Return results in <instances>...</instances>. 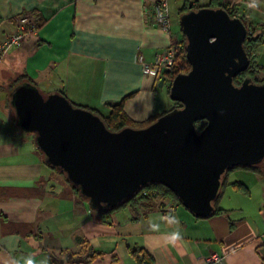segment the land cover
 <instances>
[{
    "label": "crops",
    "instance_id": "obj_1",
    "mask_svg": "<svg viewBox=\"0 0 264 264\" xmlns=\"http://www.w3.org/2000/svg\"><path fill=\"white\" fill-rule=\"evenodd\" d=\"M154 1L0 0V43L23 14L41 21L19 47L0 56V264L28 255L37 261L48 257L49 264H141L130 252L136 248L152 264H200L209 252L221 254L223 264L264 263V173L229 172L218 212L209 218H195L158 196L99 213L45 165L33 136L16 127L12 109L5 107L10 81L27 75L42 93L61 92L104 116L106 103L122 101L135 125L172 109L166 83L158 88L159 79L144 74L136 57L150 63L171 41H180L178 17L185 0H166L168 33L146 19ZM216 1L238 3L251 25L255 18L264 26V0L255 10L246 7L248 0ZM190 2L202 7L210 0ZM169 212L184 237L175 246L164 245L159 236L177 225L161 223L160 233L148 228V218L159 222Z\"/></svg>",
    "mask_w": 264,
    "mask_h": 264
},
{
    "label": "water",
    "instance_id": "obj_2",
    "mask_svg": "<svg viewBox=\"0 0 264 264\" xmlns=\"http://www.w3.org/2000/svg\"><path fill=\"white\" fill-rule=\"evenodd\" d=\"M178 23L189 69L165 89L180 106L147 126L110 131L99 115L29 82L8 94L16 127L34 135L44 163L96 212L116 209L142 188L160 184L193 217L209 218L225 174L264 163V80L233 84L249 65L244 23L208 6L190 7ZM164 83L162 76L157 87ZM200 121L206 124L198 130Z\"/></svg>",
    "mask_w": 264,
    "mask_h": 264
},
{
    "label": "trees",
    "instance_id": "obj_3",
    "mask_svg": "<svg viewBox=\"0 0 264 264\" xmlns=\"http://www.w3.org/2000/svg\"><path fill=\"white\" fill-rule=\"evenodd\" d=\"M193 5L194 4H192L190 2V0H185V4L182 7V9L180 10V14L189 11V8L190 7H191V9H197L198 8L197 6L195 7ZM238 5H239L238 3H234L232 5L218 4L216 0H210V3L208 5V7H211V8L221 7V8H223L228 13V15L230 17H237V13L239 12V9H238L239 6ZM23 16H27V14H23ZM28 17L30 18L29 15H28ZM239 18L244 23L245 28H246V32H247L246 37H245L244 42H243V47H244V50H245V52H246V54L248 56L249 65H248V67H247V69L245 71H243L242 73L238 74L233 79V84L235 86L240 85L244 78H250L251 81L254 82V83H261L264 80V78L261 79V80H257L255 77L250 76V74H252V72H253V70L251 68V65H252V57H251V54H253L254 52H257L258 48L263 45L264 41L262 39H260L259 37H254L252 35V32L251 31L254 30V29H257V27L251 25L247 21L248 19H245L244 17H239ZM32 20L35 21L37 28H38V26L41 25V21L37 17H36V19L34 18ZM185 42H186L185 41V37H184V35L181 32V39L179 41L181 53L183 55V57L181 59V62L184 63V64H186V70L181 69V71H175L174 73H172L171 75H169L170 80L168 81V83H166V85H168L170 83V81L174 78V76L176 74H178L180 72H187L188 69H189V65H188V62H187L186 57H185V50H184ZM22 82H29V83H32L33 85H35L28 78L27 75H20V76H17L15 79H12L10 81V83L8 84V86L6 87V91H7L6 102H7V105H8V94H9V92L17 84H20ZM166 91H167V94H168V88L166 89ZM59 93H61V92H59ZM62 95H64V94H62ZM173 103H175V102H173ZM72 104L74 106H78V107H81V108L90 110L93 113L99 115V117L103 120L106 128L108 130H110V131H118V130L124 128V127L141 128V127L147 126L148 124L152 123L154 120H156L159 116H161L163 114V113H161V114L155 115L154 117H152L150 120H148L146 123H144L142 125H135V124H132L129 121V119L127 118V116L125 115V113L123 111V107H122V101H120L118 103H110V102L106 103V106L109 109V113H108L107 116H104L103 114H101L99 111H97L95 109H91V108L85 107V106H80V105H77V104H74V103H72ZM175 104H176V106H173V107L180 106L178 103H175ZM205 124H206L205 121L197 122L196 123V128L198 130H201L205 126ZM25 134H27V133H25ZM28 135H32L33 136V139H34V135L33 134H28ZM41 155H42V153H41ZM42 157H43V155H42ZM47 167H49L50 169L54 170L50 166H47ZM236 169H245V170H251V171L257 172V173H264V163H262L260 165H257V166H253V167L235 168L234 170H236ZM231 171H233V170H231ZM231 171H229V172H231ZM229 172L226 173L225 176L222 178V184H221V189H220L219 196L221 194V191H222L223 187L227 184L226 178H227V175L229 174ZM62 177H64V176L62 175ZM65 182L70 187V189L72 190V193L75 195L76 198L80 199L81 201H85L80 196L79 191H78V189L76 187L72 186L66 180H65ZM233 187L236 190H238V191L246 192V188L242 184H240V183H234L233 184ZM144 192H145V194H143ZM155 196L163 197V198H169V199H172L175 202H177V203L180 204V202L178 201L177 197L169 189H167L166 187H164V186H162L160 184H151V185H148V186L142 188L137 193L136 196L129 198L126 202L122 203L119 207H117L116 209H113V210H109V212L110 211H115V210L121 209V208L125 207L126 205H128L130 203H135L137 201H142L143 199H149V198L155 197ZM213 205L215 207L214 208L215 211L213 213V215H214L216 212H218V209H217V206H216L215 203ZM130 252L134 256L135 260L138 263H141V264H152L151 257L148 254H146L145 252H143L142 249L136 248V249H132ZM262 264H264V263H262Z\"/></svg>",
    "mask_w": 264,
    "mask_h": 264
},
{
    "label": "built area",
    "instance_id": "obj_4",
    "mask_svg": "<svg viewBox=\"0 0 264 264\" xmlns=\"http://www.w3.org/2000/svg\"><path fill=\"white\" fill-rule=\"evenodd\" d=\"M244 7H239L237 17H245L240 11ZM146 19L155 27L168 33L170 30L169 14L166 0H156L145 10ZM37 26L34 20L28 16L19 17L14 32L0 43V56L10 48H17L21 45L26 35L34 34ZM183 55L181 53L179 41H171L162 51L155 54L152 62H146L141 55H137L136 62L141 66L144 74H152L156 80L165 76V83L170 80L169 75L175 71H181L183 64L181 62ZM145 194V192L143 193ZM200 264H223V256L216 252H209L202 257Z\"/></svg>",
    "mask_w": 264,
    "mask_h": 264
},
{
    "label": "clouds",
    "instance_id": "obj_5",
    "mask_svg": "<svg viewBox=\"0 0 264 264\" xmlns=\"http://www.w3.org/2000/svg\"><path fill=\"white\" fill-rule=\"evenodd\" d=\"M260 0H248L246 7L249 9H258ZM161 223L167 225H177L174 230L165 232L159 236L160 241L166 246H175L183 240V233L179 227V220L171 213L163 214L159 217V222L148 218V228L150 232L160 233ZM10 264H49V258L44 257L37 261L34 255H28L20 258H13Z\"/></svg>",
    "mask_w": 264,
    "mask_h": 264
},
{
    "label": "rangeland",
    "instance_id": "obj_6",
    "mask_svg": "<svg viewBox=\"0 0 264 264\" xmlns=\"http://www.w3.org/2000/svg\"><path fill=\"white\" fill-rule=\"evenodd\" d=\"M240 11H243L240 8ZM252 21L254 22V26L257 27V29L252 30V35L254 37H259L264 41V26L258 25L260 22L253 18ZM259 22V23H257ZM262 22V21H261ZM179 25V24H178ZM260 27V28H259ZM180 29V27H179ZM181 33V30H179ZM252 57V65L251 68L253 70L252 74L250 76L255 77L257 80H261L264 78V43L262 46H260L257 50V52H254L251 54ZM183 67L182 69L186 70V64L182 63ZM174 106H176L175 103H173ZM5 107L11 110V107L7 105V102L5 103ZM12 111V110H11Z\"/></svg>",
    "mask_w": 264,
    "mask_h": 264
}]
</instances>
